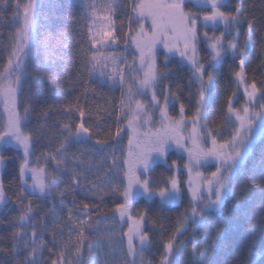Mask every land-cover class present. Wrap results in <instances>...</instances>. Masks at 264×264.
Segmentation results:
<instances>
[{
	"label": "snow or ice",
	"instance_id": "obj_1",
	"mask_svg": "<svg viewBox=\"0 0 264 264\" xmlns=\"http://www.w3.org/2000/svg\"><path fill=\"white\" fill-rule=\"evenodd\" d=\"M188 4L202 11L186 10ZM41 6V0H0V22L10 12L11 23L16 25L7 44L0 39V168L5 166L6 148L20 154L17 177L20 188L15 200L7 195L0 179V206L7 209L14 203L20 207L19 214L11 220L0 216V224L7 223L12 228L10 247L0 245L3 257L0 264H153L152 260H145V253L155 246L152 237L156 233L150 234L149 225L153 230L157 225L161 229L158 264H179L185 244L181 237L190 227L205 232L202 248L201 241H191L189 264H214L213 254L223 243L226 229L211 222L224 218L226 211L243 208L242 200L252 202L247 195L248 184H237V180L243 175L254 146L264 141V80L258 83L253 77L249 82L245 71L246 57L256 36L264 43V12L260 17L246 14L244 0H239L234 11L223 10L229 7L228 0H125L127 25L121 20L117 26L119 0L99 3L81 0V10L88 21L81 31L86 28L87 36L81 35L75 55L80 61L77 76L86 74L88 79L77 83H82L87 93L89 81L97 78L98 71L102 87L118 88L121 92L119 101L110 100L109 107L103 109L114 118L115 132L110 125L106 126L103 130L106 138L101 139L100 126L94 128L85 121V110L78 103L74 109L72 106L59 109L62 116L68 117L65 122L49 126L50 115L57 111L50 105L41 113L43 119L30 126L35 97L31 95L29 82L40 85L47 81L51 86L56 81L49 65L54 54L50 38L41 37L38 32ZM220 27L223 31L216 35ZM201 28L205 29L202 36ZM118 42H123L126 48L134 46L138 57L134 56L129 63L123 55L102 59L97 56L101 49ZM202 42L207 44L206 60L199 55ZM85 43L87 47L83 46ZM157 45L164 50L163 71L158 65ZM177 56L179 66L190 72L186 86L188 104L195 101L192 127L187 135L189 120L182 99L185 86L170 79L174 72L167 67ZM229 56L234 62L229 70L239 69L232 72L237 91L228 95L226 107L221 106L224 123L214 130L209 127L207 112L214 102L216 70ZM30 66L34 71H29ZM259 67L264 68V62ZM25 84H29L27 97ZM241 88L244 101L237 107ZM177 103L179 118L170 114ZM73 110L79 113L76 122L72 119ZM157 123L159 127L153 130L150 126ZM141 127L147 131L141 133ZM124 131L131 133L126 148L120 144ZM224 131H228L227 137ZM41 138L50 142L54 139L57 146L33 160L34 145ZM189 141L191 147L187 146ZM73 144L83 148L69 153ZM173 145L186 152L188 160L183 168L173 160L169 170L175 167L177 174L156 184L149 175L151 165L162 159L166 162ZM209 166L215 170L207 175L199 171ZM182 171L188 174L183 185L179 177ZM88 174L94 175L95 180L90 181ZM250 179L264 188V157L259 177L253 175ZM85 183L90 185L88 192L98 203L77 204L73 199L66 217L57 212V201L62 205L66 196L84 191ZM185 194L188 207L177 216L167 239L163 238L166 218L150 219L149 210L134 214L133 202L140 197L158 200L163 208L178 206ZM106 196L119 198L114 201L112 215L93 221L95 213L104 211L101 204ZM32 197L49 200L51 206L45 211ZM259 211L260 235L264 237V201ZM100 219L112 221L113 227L105 229V236L97 243L87 245L85 258V229L94 230ZM248 236V245L254 244L255 228L249 229Z\"/></svg>",
	"mask_w": 264,
	"mask_h": 264
},
{
	"label": "trees",
	"instance_id": "obj_2",
	"mask_svg": "<svg viewBox=\"0 0 264 264\" xmlns=\"http://www.w3.org/2000/svg\"><path fill=\"white\" fill-rule=\"evenodd\" d=\"M238 2L239 0H228L229 7L223 10L234 11ZM119 3L121 7L117 10V15L115 17L116 24L119 26L120 21L123 20L125 25H127V18L125 15L127 9L124 7L125 0H119ZM41 5L42 6L39 10L38 32L39 36H47L50 38V47L54 50V54L49 61V65L50 70L56 74V81L51 86L47 81L40 85H36L34 81L29 82L32 86L31 95L35 97L33 101L35 111L32 113V125L30 126H35L38 120L43 119L41 113L47 110L50 105L55 106L57 111L50 115L48 119L49 126H54L57 122H65L68 117L62 116L59 109L68 106H72L74 109L75 105L78 103L79 106L85 110V121L91 124L94 128L98 124L102 132L100 138L104 139L106 136L103 130L106 126L110 125L111 130L114 133L116 125L114 118L107 116L103 109L109 107L110 100L119 101L121 92L118 88L113 90L107 86L102 87L101 80L98 77L95 80L89 81L90 90L87 93H85L82 83H77V80L82 82L88 79L86 74L80 77L77 76L80 61L75 55L77 51V43L80 41L81 35L83 34L85 37L87 36L86 28L83 29V32L81 31V26L88 23L81 10V0H41ZM244 6L245 13L250 16L260 17L261 13L264 12V0H244ZM192 10L202 11L194 7ZM258 27L262 26L258 25ZM15 28L16 25L11 23V13L9 12L4 21L0 22V39H3L5 44L8 43L9 34L14 32ZM124 30L126 31L127 28L125 27ZM204 31L205 29H200L201 36ZM220 31H223L222 27L220 28ZM220 31L215 34L219 35ZM209 34H212L211 30H209ZM243 39L244 37L241 35V43L243 42ZM201 44H203V42ZM83 46L87 47V44L85 43ZM119 49L122 50L123 47L119 46ZM207 58L208 57H205L204 60ZM246 59L247 63L245 71L248 81L251 82L253 77H255L258 83L261 80H264V68L259 67V65L264 62V43H261L259 35L254 39L253 47L248 52ZM233 64L234 62L229 56L216 70V87L213 89L214 102L207 112L209 127L214 130H219L224 123L221 106L223 105L226 107L228 95L233 91H237L232 72L238 71L239 69L237 67H232V69L229 70L230 65ZM29 71H34L32 66H30ZM184 81L185 78L182 82ZM28 88L29 84H25V97L29 95ZM242 95L243 91L241 88L237 94V107L242 103ZM192 106L194 115V100L190 107ZM187 111L189 112V110ZM193 115L189 119H191ZM78 118L79 113L73 110V122H76ZM121 135L123 139L120 141V144L126 148V132H122ZM223 135L227 137L228 131H224ZM109 142L112 143V141ZM56 146V141L54 139L51 142L47 138L39 139L34 145L32 159L35 160L36 157L41 156L43 152L54 149ZM81 148H83V145L73 144L69 147L68 151L69 153H77ZM109 151L110 149H105V152ZM4 155L6 161L0 174V179L3 180L7 195L15 200V194L19 192L20 188L19 180L17 179L20 154H18L13 148L9 147L4 150ZM262 157H264V141H260L254 146L252 154L245 163L243 175L237 180V184H248L250 191L247 195L251 197L252 202L248 203L247 200H242L241 202L245 205L243 208L226 211L224 218H217L211 222L214 225L226 229L223 243L213 254L214 264H264V237H261L260 235L262 221L260 219L261 213L259 211V205L264 201V188H261L258 183H254L250 179L253 175L259 177ZM185 158L186 157L183 156L177 159V164L180 168H183L184 163L187 162V159ZM42 162L43 161L41 160V163ZM49 167L51 168V164ZM199 171H202L207 175L211 171H214V167L209 166L201 168ZM170 174L172 173L170 172ZM173 174H175V170L173 171ZM166 175L167 173L161 175V177L154 176L152 180L157 184L161 183L163 179L168 177ZM179 177L183 185L184 181L187 179L184 171L179 173ZM88 179L94 181L95 176L88 174ZM61 187H63V184H61ZM89 187L90 185L85 183L84 191H77L74 196H66L62 205L57 201L56 211L66 217L68 209L72 207L73 199H75L77 204L85 202L90 204L98 203V201L88 192ZM86 194L87 199L85 198ZM32 199L45 211L51 206V201L49 200H40L38 197H32ZM118 199V197L106 196L104 203L101 204L104 211L102 213H95L92 217L93 221H96L98 217L103 215L111 216V209L114 207V201ZM231 203L232 202L230 201L229 204L231 205ZM134 206V214H137L142 210H149L148 214L150 219H156L157 217L166 218L164 221L166 228V231L163 233L164 239H167L168 235L171 234L172 226L175 225L177 216L186 209V207L180 209L175 205L161 208L156 200L147 201L144 198L138 201L135 200ZM4 209L5 208H2V211L0 210V216L6 221L11 220L12 217L17 216L20 212V207L14 203L10 204V207L5 209V212L3 211ZM49 219H52V217L49 216ZM148 227L150 229V234L151 231H155L156 234L152 237L155 246L151 249V252L146 253V255L149 260L153 261V264H158L160 253L157 249L161 247V229L159 225H157L154 230L151 228V225ZM252 228H255L257 239L254 244L248 245L250 239L248 232L249 229ZM123 230L126 231L127 227H125V229L123 228ZM11 232L12 228L9 224H0V245L10 247V239L8 238L10 237ZM86 232H88L87 229ZM193 232H195V237H192ZM204 232L205 229L196 231L194 227H190L188 233L181 237V240L185 241V244L182 247L179 264H189L191 259L189 253L192 249V240L201 241L200 247L202 248L204 246L202 242ZM46 238L50 239V237ZM86 244L87 240H84V252ZM0 258L3 257L0 256Z\"/></svg>",
	"mask_w": 264,
	"mask_h": 264
},
{
	"label": "rangeland",
	"instance_id": "obj_3",
	"mask_svg": "<svg viewBox=\"0 0 264 264\" xmlns=\"http://www.w3.org/2000/svg\"><path fill=\"white\" fill-rule=\"evenodd\" d=\"M99 2H101V0H97V3H99ZM187 8L193 9V6L191 4H188V5H186V10H187ZM220 28L216 32H219ZM119 46H122L123 49L120 50ZM157 48L159 49V51L157 52L158 65L161 68V70L163 71L164 68H165V61H164V56H163V51H164L163 50V46L162 45H157ZM199 48H200L199 55H200L201 59L204 60L205 57H208L207 44L203 42V44L199 45ZM108 55H123V56L127 57L128 62L131 63L133 57L134 56L138 57L139 54L135 50L134 46L130 47V48H126V46L123 44V42H118L117 45L108 46L106 48L101 49V51L97 53V56L100 57L101 59H102L103 56H108ZM178 60H179V57L177 56L175 59H173L171 61V63H169L167 65V67H168V69H170V70H172L174 72V75L170 79L173 80V81H179L182 85L185 86V91L183 93L182 99H183V101L185 102V105H186V113H185V115H186V117L189 120V123L187 125V130L185 132V135H187V131H190V129L192 127V125L190 123L191 119H189V118L193 115V106L190 107V105L188 104V91L186 89V86H187V83H188L187 76L190 75V72L188 71L187 67H180L179 64H178ZM109 66H111L110 62H109ZM96 77H98L101 80V78L99 77V72L98 71L96 73ZM184 78H185V81L182 82L184 80ZM165 83H167V81H165ZM242 91H243V89H242ZM243 101H244V98H242V103H243ZM176 110H177V112H176ZM187 110H189V112ZM170 114L175 116L176 118H179V104L178 103H177V105H176V107L174 109L170 110ZM156 117H157V120H158L159 119V113L158 112L156 113ZM125 127H126V125H125ZM150 127H152V129L155 130L156 127H159V124L157 123L155 125H151ZM145 131H147V128H145V127H141L140 128V132L141 133H143ZM125 132H126V136H127L126 139H127V143H128V137H129V135L131 133H130V131H125ZM187 146L191 147V141H189ZM183 156L186 157L185 159L188 160L187 153L184 152L183 150L175 149V145H173L172 150H170L169 153L167 154L166 162L162 159L161 161L151 165V169H150V172H149L151 178L153 179L154 176L161 177V175H165L166 173H167L166 176H168V177L171 176V175H176L177 173H176L175 167H172V169L170 171L169 170V166L172 165V161L173 160L177 161V159H179L180 157H183ZM2 170H3V167L0 168V174H1ZM174 170H175V174H173ZM170 172L172 174H170ZM184 174L187 176L188 175L187 171H184ZM154 183H156V182H154ZM182 190L186 192V188H183ZM142 198L143 197L138 198L137 201L138 200H142ZM156 201L159 204V201L158 200H156ZM133 204H134V202H133ZM167 206H170V205H167ZM167 206H164V207H167ZM175 206L179 207L180 209L182 207H186L187 208V206H188V196L185 194V196L183 197V202L180 203L178 206L177 205H175ZM2 208H4V207L0 206V210L1 211H2ZM3 211L5 212V209ZM109 227H113V222L112 221L100 219L99 224L96 226V228L94 230H92V231L88 230V232H86V229H85L84 237H85V240H87L86 249H85V252H84L85 258H87V256H88L87 245L89 243H93V244L97 243V241L102 236H105V229H107ZM125 227H127V224H124V229H125ZM65 238L67 239V236H65ZM145 260H149L147 258L146 253H145Z\"/></svg>",
	"mask_w": 264,
	"mask_h": 264
}]
</instances>
